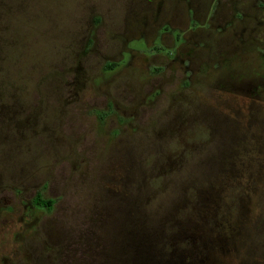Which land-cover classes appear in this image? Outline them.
Here are the masks:
<instances>
[{
    "label": "rangeland",
    "instance_id": "obj_1",
    "mask_svg": "<svg viewBox=\"0 0 264 264\" xmlns=\"http://www.w3.org/2000/svg\"><path fill=\"white\" fill-rule=\"evenodd\" d=\"M214 1L0 0V264H83L129 179L154 219L211 199L205 264H264V0Z\"/></svg>",
    "mask_w": 264,
    "mask_h": 264
},
{
    "label": "trees",
    "instance_id": "obj_2",
    "mask_svg": "<svg viewBox=\"0 0 264 264\" xmlns=\"http://www.w3.org/2000/svg\"><path fill=\"white\" fill-rule=\"evenodd\" d=\"M117 65L108 63L105 70L112 71ZM127 185L135 196L121 193L109 198L106 195L111 203L91 221L90 230L95 234L81 239L87 240L91 246L77 254L83 264H205L217 245H227L224 237L204 233L208 226L199 228L202 221L197 222V218L210 213L207 210L211 207V199L204 202L205 206L210 202V207H191L188 210L190 216L183 218L180 213L176 216L172 209L169 215L154 219L143 211L141 184L129 179ZM32 202L36 208L45 210H50L53 204L52 200L40 195H36ZM211 224L214 226L215 222ZM228 242V246H232L231 241Z\"/></svg>",
    "mask_w": 264,
    "mask_h": 264
},
{
    "label": "flooded vegetation",
    "instance_id": "obj_3",
    "mask_svg": "<svg viewBox=\"0 0 264 264\" xmlns=\"http://www.w3.org/2000/svg\"><path fill=\"white\" fill-rule=\"evenodd\" d=\"M165 0H157L155 3H150L149 2V0H148V2H146L147 3V5H145V6H143L144 8H146V7H148L149 5H151V4H158V7H160V5L162 4V2H164ZM216 1V0H215ZM214 1V2H215ZM217 4V3H216ZM144 8H143V10H144ZM141 14V13H140ZM140 17H142L143 15H139ZM139 17V18H140ZM158 20H159V22H160V18H158V15L157 16H155V19H154V21L155 22H158ZM169 23V22H168ZM167 22L166 23H163L159 28H157V30L156 31H158L159 32V30H161L162 28H163V30H164V32H167L168 33V35H170V33L169 32H173V30L170 28V26H168L167 24H168ZM144 24V23H143ZM142 30V28H139V31H141ZM158 34V33H157ZM157 34H155V39H156V37H157ZM165 35H167V34H165ZM164 35H161L160 36V38H161V40H162V37H163ZM171 37V36H170ZM160 40V41H161ZM176 57V53H174V55H172V59H174ZM117 67V66H116ZM115 67V68H116ZM256 88V87H255ZM241 90H247V88H244V89H241ZM4 113V112H3ZM3 115V114H2ZM1 115V116H2ZM210 115V114H209ZM213 115H210V117H212ZM100 118H102L103 119V114H101L100 115ZM216 120V121H218V123H220V124H222V125H227V126H231L232 127V131H230V132H228V133H224V135H229V133H230V135H233V133H234V128H233V126L231 125V124H229V123H225L224 124V121L223 120H221V119H218L217 117L215 118V117H213V120ZM229 165H231V163L229 164ZM232 166V165H231ZM233 167V166H232ZM231 167V168H232ZM35 198V197H34ZM33 198V199H34ZM36 208V207H35ZM229 236V237H228ZM228 236H223V237H225V239L226 240H230V239H232L233 237L232 236H230V235H228ZM54 239V240H53ZM53 239L50 241L52 244L54 243V241L57 239V237H53ZM53 241V242H52ZM226 242H228V241H226ZM40 256L38 255V257H36V259H38Z\"/></svg>",
    "mask_w": 264,
    "mask_h": 264
}]
</instances>
